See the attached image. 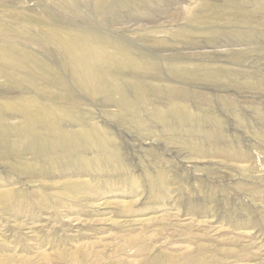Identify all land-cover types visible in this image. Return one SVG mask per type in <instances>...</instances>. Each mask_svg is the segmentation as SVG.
I'll use <instances>...</instances> for the list:
<instances>
[{
    "label": "rangeland",
    "instance_id": "374dc122",
    "mask_svg": "<svg viewBox=\"0 0 264 264\" xmlns=\"http://www.w3.org/2000/svg\"><path fill=\"white\" fill-rule=\"evenodd\" d=\"M48 30L105 50L103 93L80 86ZM0 45L27 62L0 61V108L37 106L29 140L21 113L3 115L6 140L22 143L0 141V196L26 204L9 212L0 201V259L264 264V0H0ZM53 111V126L39 119ZM55 126L75 152L56 144ZM83 129L115 159L72 167L104 155Z\"/></svg>",
    "mask_w": 264,
    "mask_h": 264
},
{
    "label": "bare ground",
    "instance_id": "6f19581e",
    "mask_svg": "<svg viewBox=\"0 0 264 264\" xmlns=\"http://www.w3.org/2000/svg\"><path fill=\"white\" fill-rule=\"evenodd\" d=\"M47 35L49 37V40L51 39L52 41H57L59 43V45L62 47V49L65 51L64 57H66L68 60L67 65H70L74 69L75 77L78 79L77 81L80 84V86L82 85L81 87H84L93 96H95L99 93H103V91L106 89V86H105L106 81L103 82V80L100 76L99 67L101 66L102 61H104V60L110 61L109 59L105 58L102 54L103 52H105V50L104 49L102 50V48H100L98 46L96 47L97 44L92 46V45H89V43L81 41L79 39L81 36L79 37L78 35H77V37H79V38H77L76 36L73 37L74 35H72V36L63 35L59 31H51V30L47 31ZM82 40H83V38H82ZM124 55H125L124 64H130V63L133 64L134 63L133 58H130V56L127 54H124ZM0 61L10 63L16 67H21V68L27 67V62L25 60H23L22 57H18L16 55V52H13V50L8 49L2 45H0ZM112 61L115 62V60H112ZM3 71H4V69H3ZM5 72L7 73V71H5ZM0 74H3L1 70H0ZM136 90H138V95L140 96V99L146 98V96H145L146 92L144 89H136ZM124 101H126V100H124ZM124 103L127 104V106L129 105L128 102H124ZM135 104H136V102H135ZM35 108L37 109V106L35 104V101H33L32 99H25L18 104L17 103L12 104V105L8 104V105H4L2 108H0V141L4 144V146H11V147H13V149H17V147H19L18 144L22 143L21 141L18 143L15 141L10 142V141L6 140V136H4V132L6 131L7 128H6V125L3 124L4 112L7 110H16L18 113H21L23 116V120L19 126L22 127V129H23L22 134L24 135V137H27V138L30 137L31 138L32 136H35V134L33 132V128L36 125V120L34 119V116L36 114L35 115L33 114V111H36ZM184 110H185L184 108L178 106V107H175L174 112H173L174 115L176 116V118L179 120V122H183V123L185 121H188V118L190 117ZM57 114H58V112H54V113L46 112V113H42V114L40 113L39 119L41 121H43L44 123L48 121L50 123L48 125L53 126L52 125L53 119H54V117H56ZM4 121H5V119H4ZM58 124H59V122H58ZM53 128H54L55 133L57 135L55 137V138H57L56 144L61 145L63 147V151L66 150V152H70V153L75 152L76 150H75L74 146L72 147V149L70 148V146H72L71 145L72 143H70L71 141H70L69 135L61 132L56 126ZM42 132H44V131H42ZM37 133H38V135H36L37 138H38V136H43V137L45 136V134L40 133V135H39V132H37ZM78 136L80 138L84 139V141H86L90 145L89 147L102 148L104 151V155H102V157L100 156V157H96L94 159L87 160V162L81 161V159H77L75 162L71 163L72 167L75 165L76 166H79V165L84 166L85 165L87 167H93V166L102 167L105 162L112 161L113 159H115V157H116L115 151L109 149L108 143L106 141H104V139L102 137L94 136L93 134H91L86 129L80 130L78 133ZM28 140H29V138H28ZM33 140H35V139H33ZM54 140H56V139H54ZM28 144H30V143H28ZM106 145L108 146V148ZM9 150H10V148H9ZM62 161H64V160H62ZM129 180L133 186L136 185V182L133 178H129ZM166 180H167V178H166ZM72 186H74V185L72 184ZM64 190H66V189L64 188ZM79 193H81V192H79ZM92 193L98 194L99 193L98 188L94 189V191L92 190ZM72 194H74V192H72ZM0 201H1V204L3 205V209L6 211H9V212L10 211H12V212L16 211L17 209H20V207H22L26 204L25 199L23 198L22 195H20L18 193H11V192H8L6 194L1 195ZM129 244L131 246H133V248H134L135 246H137V244H139V241H137V239L136 240L132 239L131 241H129ZM198 249L200 250L201 247L197 246L196 250H198ZM140 250H142V249H140ZM77 252H79V251H77ZM140 252H144V251H140ZM64 254H65V252H64ZM61 256H62V254H61ZM64 256L65 255H63V257ZM71 258H72V256H71ZM65 262H67V261H65ZM0 264H15V263H13V260L10 257H3L0 259ZM21 264H29V262L22 261ZM142 264H203V260H199L197 258L194 259L192 255H188L182 261L181 258H179V256H173V255L164 256V255L158 254V255H153V256L147 257L146 261L143 262Z\"/></svg>",
    "mask_w": 264,
    "mask_h": 264
}]
</instances>
